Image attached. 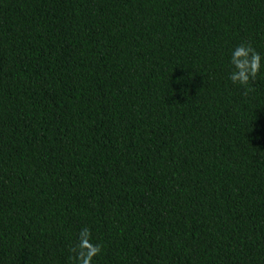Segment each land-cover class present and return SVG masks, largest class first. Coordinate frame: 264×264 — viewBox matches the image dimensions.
<instances>
[{
	"label": "trees",
	"instance_id": "trees-1",
	"mask_svg": "<svg viewBox=\"0 0 264 264\" xmlns=\"http://www.w3.org/2000/svg\"><path fill=\"white\" fill-rule=\"evenodd\" d=\"M264 0H0V264H264ZM264 63V61H262Z\"/></svg>",
	"mask_w": 264,
	"mask_h": 264
},
{
	"label": "clouds",
	"instance_id": "clouds-1",
	"mask_svg": "<svg viewBox=\"0 0 264 264\" xmlns=\"http://www.w3.org/2000/svg\"><path fill=\"white\" fill-rule=\"evenodd\" d=\"M264 57L249 42H243L233 49L231 65L233 71L229 79L233 84L244 87V95L247 96L255 89L250 87L264 67ZM103 246L94 242L91 229L84 227L80 230L77 240L70 248L72 255L69 257L74 264H93L94 258L102 252Z\"/></svg>",
	"mask_w": 264,
	"mask_h": 264
}]
</instances>
